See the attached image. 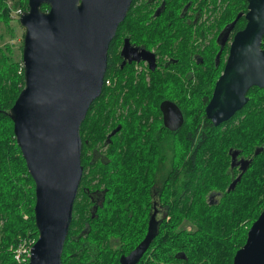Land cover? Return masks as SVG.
Returning <instances> with one entry per match:
<instances>
[{
    "label": "trees",
    "instance_id": "16d2710c",
    "mask_svg": "<svg viewBox=\"0 0 264 264\" xmlns=\"http://www.w3.org/2000/svg\"><path fill=\"white\" fill-rule=\"evenodd\" d=\"M11 1L14 7L22 6L21 12L27 9V0ZM240 1L225 18L239 10ZM10 8L6 0H0V19L5 24L11 19ZM47 9L48 5L41 6V10ZM243 24L244 20L237 22V29ZM11 54L9 46L0 47V264H20L13 258L14 247L24 238L35 242L38 237L33 216L34 181L8 115L24 84L21 59L17 61ZM121 92L118 83L111 89L103 86L101 95L91 103L79 129L82 164L85 147L96 145L105 136L107 113L114 112ZM194 125L190 112L187 135L152 130V141L142 127L122 125L111 137L110 146L120 150L109 154L114 171L104 182L107 191L102 206L89 211L88 203L76 199L61 264H118L121 244H135L148 233L152 236V260L141 259L139 264H232L250 225L262 211L264 147L252 155L255 136L244 133L234 142L226 133L219 140L207 120L203 133L196 136ZM229 147L252 157L232 190H227L228 182L236 171L228 166ZM157 179L160 181H153ZM153 184L156 200L170 217H163L155 229L149 218L143 235L146 222L142 211L150 209ZM183 217L193 225L191 229L178 227Z\"/></svg>",
    "mask_w": 264,
    "mask_h": 264
},
{
    "label": "water",
    "instance_id": "95a60500",
    "mask_svg": "<svg viewBox=\"0 0 264 264\" xmlns=\"http://www.w3.org/2000/svg\"><path fill=\"white\" fill-rule=\"evenodd\" d=\"M132 0H27L19 16L24 84L8 115L26 168L34 181L33 216L38 237L28 264H61L73 205L82 177L80 125L101 93L107 50ZM246 23L231 43L224 72L205 113L214 125L245 102L251 85L264 86V0H247ZM48 5L43 11L41 6ZM241 16L238 13L231 24ZM170 129V105H160ZM179 124V123H178ZM236 153L232 155L234 166ZM246 162V161H243ZM241 173L229 184L234 189ZM152 219L150 225H152ZM148 233L120 264H136ZM232 264H264V199Z\"/></svg>",
    "mask_w": 264,
    "mask_h": 264
},
{
    "label": "flooded vegetation",
    "instance_id": "af4514ba",
    "mask_svg": "<svg viewBox=\"0 0 264 264\" xmlns=\"http://www.w3.org/2000/svg\"><path fill=\"white\" fill-rule=\"evenodd\" d=\"M236 4L237 0L130 2L109 42L103 83L108 89L118 83L122 96L114 112L107 113L109 121L105 125L106 133L102 141L84 149L82 177L75 201L84 200L89 211H96L102 206L107 191L104 182L114 171L109 154L120 150L110 146L111 137L119 133L122 125H133L137 129L142 127V132L148 133L152 141V130L162 131L165 135H187L190 112L195 121L193 127L196 128L192 133L196 136L203 133L205 120L212 123L206 116V105L224 72L234 36L246 23L247 0L240 1L239 10L231 18L224 17L227 11L236 9ZM238 12L241 16L231 24ZM241 20L244 24L237 29V22ZM263 38L261 47L264 49ZM139 90L143 92L139 93ZM245 98L246 102L226 120L212 125L219 140L226 133L234 142L244 133L255 136L252 148V155H255L264 147V86H249ZM164 101L170 105L171 125H176L173 130L163 123L160 105ZM189 106L195 109L190 110ZM158 121L160 125H157ZM244 141L240 139V142ZM234 152L235 164L231 166ZM227 155L229 168L236 171L228 182L229 186L249 167L252 157L243 155L234 147L227 149ZM185 189L181 188L183 192ZM156 192L153 184L150 188V209L142 211V221L146 222L143 235L146 234L149 218L155 229L163 217H170L169 211L156 200ZM173 192L177 194V188ZM208 197L212 199L213 195ZM178 227L191 229L193 225L183 217ZM140 240L135 244H121L118 264L120 258L128 255ZM151 243L136 264L141 259L152 260Z\"/></svg>",
    "mask_w": 264,
    "mask_h": 264
},
{
    "label": "rangeland",
    "instance_id": "374dc122",
    "mask_svg": "<svg viewBox=\"0 0 264 264\" xmlns=\"http://www.w3.org/2000/svg\"><path fill=\"white\" fill-rule=\"evenodd\" d=\"M7 3L12 8L11 19L6 23L7 25L4 23L3 19H0V47L3 48L6 45L9 46L12 57L19 61L22 56V44L25 28L19 23L20 15L18 14V10L23 8L22 6L14 7L11 0H7Z\"/></svg>",
    "mask_w": 264,
    "mask_h": 264
},
{
    "label": "built area",
    "instance_id": "2783aa9c",
    "mask_svg": "<svg viewBox=\"0 0 264 264\" xmlns=\"http://www.w3.org/2000/svg\"><path fill=\"white\" fill-rule=\"evenodd\" d=\"M22 12L18 10L20 15ZM107 82L109 80H106ZM34 241L32 239L24 238L20 240L13 249V258L17 263L28 264L30 259V251Z\"/></svg>",
    "mask_w": 264,
    "mask_h": 264
}]
</instances>
